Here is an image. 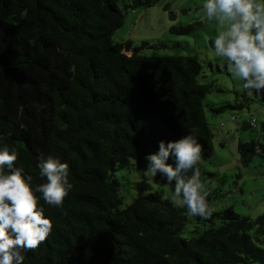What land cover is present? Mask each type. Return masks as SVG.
Segmentation results:
<instances>
[{
	"label": "trees",
	"instance_id": "obj_1",
	"mask_svg": "<svg viewBox=\"0 0 264 264\" xmlns=\"http://www.w3.org/2000/svg\"><path fill=\"white\" fill-rule=\"evenodd\" d=\"M157 1L0 0V149L18 151L15 167L33 177L34 189L46 182L41 153L67 163L73 184L62 207L36 193L53 230L23 253L24 264H264L256 243L264 242V211L252 218L228 207L211 218L191 216L145 179L134 182L135 195L121 206L116 172L131 160L143 166L161 140L192 134L202 156L213 154L203 100L224 90L205 80L196 56L143 55L155 44L112 39L128 9ZM252 92L264 104V93ZM242 98L206 107L215 114L242 110L244 89ZM252 118L242 127L255 126ZM263 139L264 122L255 138L238 141L244 164L264 157Z\"/></svg>",
	"mask_w": 264,
	"mask_h": 264
},
{
	"label": "clouds",
	"instance_id": "obj_2",
	"mask_svg": "<svg viewBox=\"0 0 264 264\" xmlns=\"http://www.w3.org/2000/svg\"><path fill=\"white\" fill-rule=\"evenodd\" d=\"M198 15L216 23L213 51L231 77L243 82L245 91L264 93V0H204ZM18 155L15 148L0 149V264H24L23 253L37 250L52 234L53 223L36 193L48 205L62 207L73 188L69 165L41 153L38 167L46 182L34 189L33 177H25L23 169L15 167ZM201 158L202 146L192 134L167 143L161 140L158 152L146 157L145 171L153 177L159 173L174 185L171 197L164 199L186 207L191 216L211 218L210 192L198 168ZM170 159L174 163H168Z\"/></svg>",
	"mask_w": 264,
	"mask_h": 264
},
{
	"label": "rangeland",
	"instance_id": "obj_3",
	"mask_svg": "<svg viewBox=\"0 0 264 264\" xmlns=\"http://www.w3.org/2000/svg\"><path fill=\"white\" fill-rule=\"evenodd\" d=\"M203 2L204 0H158L148 7L128 9L123 25L114 31L112 39L115 42L130 40L132 47L141 46L143 41L155 44L153 47L144 46L140 50V54L148 56L194 55L202 66L205 80H213L223 88V92L207 93L203 100L205 116L214 137L213 154L210 157L202 156L198 165L200 179L210 192L208 201L214 211L232 207L236 212L254 218L264 211V157L255 154L246 165L237 152V144L239 140L255 138L264 122V104L253 92L245 91L249 100L242 110H226L215 114L206 107V104L220 105L233 103L236 99L243 100V82L234 80L227 71L226 63L215 56L211 40L213 41L218 28L214 21L208 22L198 15ZM170 12H174V19H171ZM194 23L198 25L188 33L175 34L169 31L171 25L185 26ZM157 42L164 45L159 46ZM124 51L126 54L132 52ZM251 117L256 118V125L243 128V122ZM262 142L264 143V139ZM148 163L147 160L139 167L131 160L128 167L116 172L120 182L122 207L129 204L136 193L134 182L143 179L153 191L157 190L164 196L171 197L174 185H168L159 173L156 177L147 174L145 170ZM256 243L264 247V242Z\"/></svg>",
	"mask_w": 264,
	"mask_h": 264
},
{
	"label": "built area",
	"instance_id": "obj_4",
	"mask_svg": "<svg viewBox=\"0 0 264 264\" xmlns=\"http://www.w3.org/2000/svg\"><path fill=\"white\" fill-rule=\"evenodd\" d=\"M234 118V117H233ZM251 123L252 124H255L256 123V119L253 117L252 119H251Z\"/></svg>",
	"mask_w": 264,
	"mask_h": 264
}]
</instances>
